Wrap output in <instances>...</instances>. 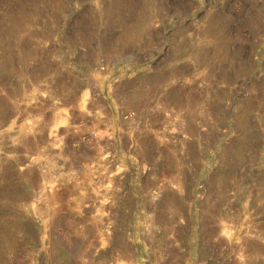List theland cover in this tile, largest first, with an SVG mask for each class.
Segmentation results:
<instances>
[{
	"label": "rangeland",
	"instance_id": "rangeland-1",
	"mask_svg": "<svg viewBox=\"0 0 264 264\" xmlns=\"http://www.w3.org/2000/svg\"><path fill=\"white\" fill-rule=\"evenodd\" d=\"M0 264H264V0H0Z\"/></svg>",
	"mask_w": 264,
	"mask_h": 264
},
{
	"label": "bare ground",
	"instance_id": "bare-ground-1",
	"mask_svg": "<svg viewBox=\"0 0 264 264\" xmlns=\"http://www.w3.org/2000/svg\"><path fill=\"white\" fill-rule=\"evenodd\" d=\"M142 14L143 13H138L137 22H136V29L135 30H132V31L126 30V31H124V33H125L126 36H130V33H132V34L137 35L140 38L142 37V34L144 32L143 31L144 30V26H145V24L142 22ZM16 23H17V21H16ZM14 27H15V25H14Z\"/></svg>",
	"mask_w": 264,
	"mask_h": 264
}]
</instances>
